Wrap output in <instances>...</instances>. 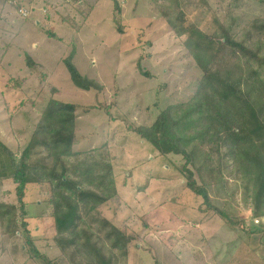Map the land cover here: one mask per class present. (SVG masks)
<instances>
[{
    "label": "rangeland",
    "instance_id": "374dc122",
    "mask_svg": "<svg viewBox=\"0 0 264 264\" xmlns=\"http://www.w3.org/2000/svg\"><path fill=\"white\" fill-rule=\"evenodd\" d=\"M115 1L119 11L111 0H0V140L18 156L52 89L59 91V100L83 106L117 100L108 133L98 129L93 145L108 141L117 191V199L99 209L100 216L133 237L118 264H264V219L252 218L251 205L235 188L234 173L216 151L198 147L200 171L188 169L211 205L230 215V226L185 188L180 156H159L125 131L148 126L158 112L189 101L201 74L159 14L161 0ZM204 1L208 6L195 17L203 33L217 30L215 21L228 27L232 20L234 39L240 41L247 30L250 45L264 41V30L250 29L255 20L264 21V0ZM72 49L78 72L102 86L99 95L70 82L62 61ZM224 51L217 67L240 75L244 64ZM27 57L34 67L26 65ZM80 113L76 132L92 138V125L105 121L104 113ZM46 188L26 185L22 210L17 205L15 214L22 213L32 249L68 264L53 240ZM0 203L17 204L10 180L0 181ZM92 227L95 239L103 240L99 228ZM253 227L258 232L248 233ZM13 237L5 243L0 237V264H43L31 258L25 232Z\"/></svg>",
    "mask_w": 264,
    "mask_h": 264
},
{
    "label": "trees",
    "instance_id": "16d2710c",
    "mask_svg": "<svg viewBox=\"0 0 264 264\" xmlns=\"http://www.w3.org/2000/svg\"><path fill=\"white\" fill-rule=\"evenodd\" d=\"M111 1L114 10L119 11L117 2ZM194 2L161 0L156 3L164 22L182 39L187 55L201 74L193 96L186 103L158 112L152 124L128 126L125 131L149 144L159 156H180L185 162L180 168L185 188L204 199L205 209L208 212L212 209L230 226L233 222L230 215L211 205L206 189L196 184L188 169L191 165L200 171L198 147L208 146L216 151L234 173L238 182L235 188L241 190L242 202L251 205L252 218L264 219V41L250 45L247 30L240 41L234 39L232 20L228 27L215 21L217 30L203 33L195 17L208 5L204 0ZM191 8L194 13L190 15ZM258 21L249 28L262 32L264 21ZM224 50L244 64L240 75L234 76L235 73L217 67L216 59L224 56ZM73 55L72 49L62 61L70 82L81 91L99 95L102 86L78 72L72 63ZM27 58L26 65L34 67ZM143 76L147 75L143 73ZM57 94L56 89L50 91L18 156L0 140V181L10 180L17 197L15 205L0 203L1 242H9L14 234L23 231L26 233L24 245L31 247V258L40 259L43 264H57L32 249L25 223L20 221L22 213L15 214L17 205L22 210L25 186L34 184L48 188L44 190L48 193L46 205L51 210L53 240L68 264H118L119 258H126L133 237L100 216L99 209L116 200L117 191L107 154L108 141L93 145L98 129L109 130L106 123H112L111 106L117 100L83 106L63 102ZM119 94L120 91L116 98ZM78 112L82 116L104 113L105 121L102 118L101 123L92 125L94 139L76 132ZM91 223L99 228L103 240L95 239ZM254 228L248 233L258 232Z\"/></svg>",
    "mask_w": 264,
    "mask_h": 264
},
{
    "label": "built area",
    "instance_id": "2783aa9c",
    "mask_svg": "<svg viewBox=\"0 0 264 264\" xmlns=\"http://www.w3.org/2000/svg\"><path fill=\"white\" fill-rule=\"evenodd\" d=\"M22 14H23V11H22Z\"/></svg>",
    "mask_w": 264,
    "mask_h": 264
}]
</instances>
